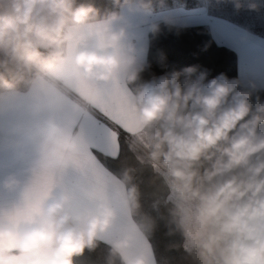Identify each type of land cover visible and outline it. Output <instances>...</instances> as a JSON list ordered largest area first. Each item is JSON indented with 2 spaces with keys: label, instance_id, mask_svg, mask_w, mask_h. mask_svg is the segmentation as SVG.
Wrapping results in <instances>:
<instances>
[{
  "label": "clouds",
  "instance_id": "9594fccd",
  "mask_svg": "<svg viewBox=\"0 0 264 264\" xmlns=\"http://www.w3.org/2000/svg\"><path fill=\"white\" fill-rule=\"evenodd\" d=\"M162 24L187 27L155 0H0V264H264V90L163 54L156 74ZM90 119L124 134L118 172Z\"/></svg>",
  "mask_w": 264,
  "mask_h": 264
},
{
  "label": "trees",
  "instance_id": "16d2710c",
  "mask_svg": "<svg viewBox=\"0 0 264 264\" xmlns=\"http://www.w3.org/2000/svg\"><path fill=\"white\" fill-rule=\"evenodd\" d=\"M155 0L156 11L173 7L177 5L193 8L202 6L205 10L213 15H218L231 20L239 25L246 27L249 34L254 39H264V8L259 11H252L247 8L237 11L231 0H164L160 2ZM199 55H193V53ZM166 56L163 63L167 64L168 69L183 67L186 64L199 63L213 69L212 74L225 72L229 77H238L239 54L238 51L228 43L220 42L215 38L211 29L203 25L187 26L183 29L180 35H177L175 30H169L163 24L161 30L152 34L149 33V46L147 59L151 63L152 71L156 74L164 72L165 68L161 66V55ZM145 78H148V73H145ZM264 90V88H260ZM121 142H124V134L121 133ZM125 144V149H126ZM94 150L96 157L103 162L108 168L113 171H119L120 162L111 159L112 156L104 154L102 160ZM120 151V145H119ZM131 156V153H127ZM145 207H148L146 201ZM174 237H165L163 230L157 234L156 240V255L162 260L164 256L176 255L174 251H169L167 245ZM101 253L85 252L77 259L80 264H101Z\"/></svg>",
  "mask_w": 264,
  "mask_h": 264
},
{
  "label": "crops",
  "instance_id": "0c3cea01",
  "mask_svg": "<svg viewBox=\"0 0 264 264\" xmlns=\"http://www.w3.org/2000/svg\"><path fill=\"white\" fill-rule=\"evenodd\" d=\"M168 10H172L187 26L203 25L208 27L213 31L218 41L234 47L239 54V78L244 81L246 86H250V83L254 82L259 88H264V39H254L246 27L224 17L210 14L202 6L186 8L177 5L157 12ZM147 42L149 46V34ZM88 126L90 154H94V150H99L109 156H115L119 152L115 134L105 121L90 119ZM125 126L132 131L135 130L131 122H126ZM96 159L94 154L93 160ZM5 160L10 162V158L6 157L4 153H0V162Z\"/></svg>",
  "mask_w": 264,
  "mask_h": 264
},
{
  "label": "snow or ice",
  "instance_id": "6c2138e0",
  "mask_svg": "<svg viewBox=\"0 0 264 264\" xmlns=\"http://www.w3.org/2000/svg\"><path fill=\"white\" fill-rule=\"evenodd\" d=\"M109 127H112L111 124L108 121H105ZM113 133L116 136L117 141L121 140V134L120 133H115V131L113 130ZM97 155L101 157V159H104V154L100 153L99 151H97Z\"/></svg>",
  "mask_w": 264,
  "mask_h": 264
},
{
  "label": "rangeland",
  "instance_id": "374dc122",
  "mask_svg": "<svg viewBox=\"0 0 264 264\" xmlns=\"http://www.w3.org/2000/svg\"><path fill=\"white\" fill-rule=\"evenodd\" d=\"M160 2H166V1H164V0H161ZM259 39H261V38H259Z\"/></svg>",
  "mask_w": 264,
  "mask_h": 264
}]
</instances>
